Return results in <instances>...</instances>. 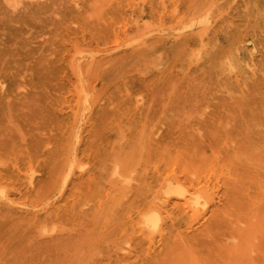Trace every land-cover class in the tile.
<instances>
[{"label": "rangeland", "instance_id": "374dc122", "mask_svg": "<svg viewBox=\"0 0 264 264\" xmlns=\"http://www.w3.org/2000/svg\"><path fill=\"white\" fill-rule=\"evenodd\" d=\"M231 1L0 2V262L264 264V0Z\"/></svg>", "mask_w": 264, "mask_h": 264}, {"label": "bare ground", "instance_id": "6f19581e", "mask_svg": "<svg viewBox=\"0 0 264 264\" xmlns=\"http://www.w3.org/2000/svg\"><path fill=\"white\" fill-rule=\"evenodd\" d=\"M230 1H231V0H230ZM234 1H235V0H234ZM238 1H239V0H238ZM245 1H246V0H245ZM249 1H250V0H248V3H249ZM252 1H253V0H252ZM259 1H260V0H259ZM0 2H2V0H1ZM226 2H228V1H226ZM231 2H232V1H231ZM254 2L256 3L257 1H254ZM3 3H5V2H3ZM14 3H16V1H15ZM224 3H225V0H224ZM234 3H235V2H234ZM238 3L240 4V2H238ZM251 3H252V2H251ZM1 4H2V3H1ZM239 4H238V5H239ZM253 4H254V3H253ZM257 4H258V2H257ZM257 4H256V7H255L254 10H257L256 8H259V7H260V6L257 7ZM260 4H262V2H261ZM3 5H4V4H3ZM225 5H227V4L225 3L224 6H225ZM238 5H237V7H238ZM249 5H250V4H249ZM1 6H2V5H0V7H1ZM240 6H241V5H240ZM240 6H239V8H240ZM244 6H246V5H244ZM253 6H255V4H254ZM225 8H226V6H225ZM233 8H234V7H233ZM242 8H243V7H242ZM246 8H247V7H246ZM249 8H250V7H249ZM249 8H248V9H249ZM253 8H254V7H253ZM253 8H251V9H253ZM205 10H206V9H205ZM231 10H232V9H231ZM244 10H246V9H244ZM249 10H250V9H249ZM260 10H261V9H260ZM260 10H259V11H260ZM246 11H247V10H246ZM251 11H252V10H251ZM257 11H258V10H257ZM257 11H256V12H257ZM254 12H255V11H254ZM262 12H264V11H262ZM228 13H229V12H228ZM246 13H248V11H247ZM246 13H244V14H246ZM259 13H261V12H259ZM239 14H240V13H239ZM241 14H242V13H241ZM241 14H240V15H241ZM244 14H243V15H244ZM248 14H249V13H248ZM248 14H247V17H248ZM251 14L253 15V13H251ZM254 14H255V13H254ZM27 15H28V14H27ZM256 15H257V13H256ZM260 15H261V14H260ZM0 16H1V15H0ZM18 16H19V15H18ZM261 16H262V15H261ZM16 17H17V16H16ZM21 17H23V16H21ZM21 17H20V18H21ZM25 17H26V16H25ZM25 17H24V18H25ZM233 17H234V16H233ZM239 17H240V18H241V17H244V18H245L246 16H239ZM257 17L259 18L258 15H257ZM11 18H12V17H11ZM27 18H28V17H27ZM27 18H26V19H27ZM252 18H253V16H252ZM258 18L256 19V17H255V21H256V22L258 21ZM241 19H242V18H241ZM9 20H10V19H9ZM13 20H14V19H13ZM16 20H20V19H19V18H16ZM16 20H15V21H16ZM22 20H23V19H22ZM191 20H192V19H191ZM229 20H230V19H229ZM20 21H21V20H20ZM240 21H241V20H240ZM242 21H243V19H242ZM245 21H247V20L245 19ZM250 21H251V20H250ZM253 21H254V20H253ZM251 22H252V21H251ZM259 22H260V21H259ZM261 23H263V22H261ZM257 24L259 25V23H257ZM257 24H256V25H257ZM146 25H149V24H146ZM243 25H244V23H243ZM245 25H247V23H246ZM239 26H242V25L239 24ZM239 26H238V27H239ZM252 26H253V25H252ZM254 26H255V24H254ZM261 26H262V24H261ZM262 27H263V26H262ZM226 29H227V28H226ZM233 29H234V28H233ZM240 29H241V28H240ZM240 29H239V30H240ZM253 29H254V28H253ZM253 29H252V30H253ZM197 30H198V29H197ZM242 30H243V28H242ZM245 30L247 31V29H245ZM245 30H243V31H245ZM252 30H251V31H252ZM204 31H205V30H204ZM230 31H231V29H230ZM243 31H240V32H242V34H243ZM246 31H245V32H246ZM257 31H258V30H257ZM225 32H227V30H225ZM232 32H233V31H232ZM234 32H235V34H236V32H239V31L236 30V31H234ZM240 32H239V33H240ZM259 32H260V31H259ZM261 32H262V31H261ZM263 32H264V31H263ZM229 33H230V32H229ZM229 33H228V34H229ZM253 33H254V32H253ZM224 34H225V33H224ZM232 34H233V33H232ZM235 34H233L234 37H235ZM256 34H257V33H256ZM258 34H259V33H258ZM261 34H262V33H261ZM247 35H250V34H247ZM251 35H252V34H251ZM251 35H250V36H251ZM225 36H226V35H225ZM223 37H224V36H223ZM227 37H228V36H227ZM240 37H241V34H240ZM255 37H256V36H255ZM259 37H260V35H259ZM263 37H264V36H263ZM263 37H262V38H263ZM229 38H230V37H229ZM229 38H228V39H229ZM236 38H239V36H238V37L236 36ZM243 38H244V37H243ZM260 38H261V37H260ZM260 38H259V39H260ZM226 39H227V38H226ZM226 39H225V40H226ZM232 39H233V38H232ZM232 39L230 38V41H231ZM255 39H256V38H255ZM263 39H264V38H263ZM234 40L237 41L236 39H234ZM240 40H242V39H240ZM257 40H258V39H257ZM238 41H239V40H238ZM254 41H255V40H254ZM222 42H223V41H222ZM232 42H234V41H232ZM242 42H243V41H242ZM260 42H261V41H260ZM230 43H231V42H230ZM230 43L228 42V44H230ZM262 43H263V40H262ZM222 44H223V43H222ZM224 44H227V43H224ZM236 44H237V42H235V46L228 45L227 47H228V48H230L229 46L234 47L233 49H234V51H235ZM242 44L244 45V43H242ZM242 44H240V45H242ZM233 45H234V43H233ZM247 45H248V44H247ZM249 45H250V44H249ZM258 45H259V43L257 44V46H258ZM263 45H264V43H263ZM237 46H239V44H238ZM222 47H224V45H222ZM242 47H243V46H242ZM225 48H226V47H225ZM225 48H223V49H225ZM237 48H238V47H237ZM263 48H264V47H263ZM263 48H262V49H263ZM79 49H80V48H79ZM231 49H232V48H231ZM238 49H239V48H238ZM242 49H243V48H242ZM244 49H245V48H244ZM247 49H248V48H247ZM262 49H261V51H262ZM228 50H229V49H228ZM228 50H227V51H228ZM258 50H259V49H258ZM78 51H79V50H78ZM243 51H244V50H243ZM247 51H248V50H247ZM261 51H260V52H261ZM225 52H226V50H225ZM225 52H223V54H224ZM230 52H232V50H231ZM227 53H229V52H227ZM233 53H234V52H233ZM235 53H236V52H235ZM235 53H234V54H235ZM248 53H249V52H248ZM223 54H221V55H223ZM237 54H238V53H236V55H237ZM241 54H242V53H241ZM244 54H245V53H244ZM262 54H263V53H262ZM225 55H226V54H225ZM231 55H232V53H231ZM223 56H224V55H223ZM223 56H222V57H223ZM245 56H246V55H245ZM262 56H263V55H262ZM262 56H261V57H262ZM236 57H237V56H236ZM258 57H259V56H258ZM226 58L228 59V57H226ZM233 58H234V57H233ZM254 58H255V57H254ZM262 58H263V57H262ZM222 59H223V58H222ZM229 59H230V58H229ZM260 59H261V58H260ZM249 60H250V59H249ZM255 60H256V59H255ZM257 60L259 61V63L262 61V59H261V61H260L259 58H258ZM228 61H229V60H228ZM250 62H251V61H250ZM255 62H257V61H255ZM232 64H234V63H232ZM232 64H231V65H232ZM75 65H76V63H75ZM222 65H223V64H222ZM222 65H221V66H222ZM252 65H253V64H252ZM262 65H263V64H262ZM263 66H264V65H263ZM222 67H223V66H222ZM222 67H221V68H222ZM230 67H231V66H230ZM239 67H240V66H239ZM259 67H260V65H259ZM224 68H225V67H224ZM232 69H233V68H232ZM234 69H235V68H234ZM256 69H257V68H256ZM245 70H246V69H245ZM246 78H247V77H246ZM230 81H231V80H230ZM232 82H233V81H232ZM226 84H227V83H226ZM231 84H232V83H231ZM224 85H225V84H224ZM229 87H230V86H229ZM229 87H228V89H229ZM20 88H22V87H20ZM225 89H226V88H225ZM79 90H80V89H79ZM87 92H88V91H87ZM45 119H46V118H45ZM47 119H48V118H47ZM101 128H102V127H100V129H101ZM70 129H71V127H70ZM73 130H74V129H73ZM96 130L98 131V129H96ZM77 131H78V130H77ZM97 131H95V132H93V133L96 135ZM99 131H100V130H99ZM69 132H70V131H69ZM75 132H76V131H75ZM64 133H65V131L63 132V134H64ZM66 133H67V131H66ZM70 133H72V132H70ZM70 133H67V134H70ZM78 133H79V132H78ZM102 133H103V132H102ZM98 134H99V133H98ZM60 136H62V135H60ZM97 136H100V135H97ZM60 138H61V137H60ZM60 138H59V139H60ZM74 138H75V137H74ZM78 138H79V136H78ZM80 138H81V137H80ZM97 138H98V137H97ZM99 138H100V137H99ZM111 138H113V137H111ZM111 138H110V139H111ZM63 139H64V138H62V140H63ZM79 140H80V139H79ZM101 140L103 141V139H101ZM101 140H100V141H101ZM75 141H76V140H75ZM59 142H60V141H58V145L61 144V143H59ZM55 143H56V142H55ZM77 143H79V142H77ZM99 143H100V142H98L97 144H99ZM74 144H75V143H74ZM74 144H73V145H74ZM101 144H102V142H101ZM49 145H50V144H49ZM56 145H57V143H56ZM75 145H76V144H75ZM88 145H89V144H88ZM67 146H68V145H67ZM69 146H70V145H69ZM98 146H99V145H98ZM30 147H31V146H30ZM47 147H48V146H47ZM64 147H66V146H64ZM72 147H74V146H72ZM88 147H89V146H88ZM118 147H119V146H118ZM31 148H32V147H31ZM66 148H67V147H66ZM41 149H42V148H41ZM52 149H53V150L56 149L55 146H53ZM66 150H67V149H66ZM117 151H118V150H117ZM31 152H32V151H31ZM52 152H53V151H52ZM52 152H50V155H53V154H51ZM55 152H56V151H55ZM33 153H34V152H33ZM62 153H63V152H62ZM54 154H55V153H54ZM33 155H34V154H33ZM35 155H36V154H35ZM50 155H49V156H50ZM59 155H60V154H59ZM59 155H58V156H59ZM36 156H37V155H36ZM36 156H35V157H36ZM49 156H48V157H49ZM60 156H61V155H60ZM52 157H53V156H52ZM52 157H51V159L53 160ZM99 157H100V156H99ZM49 158H50V157H49ZM59 159H60V158H59ZM63 159H65V158H63ZM41 160H42V159H40V161H41ZM52 160H51V161H52ZM67 160H69V159H67ZM47 161H48V160H47ZM53 161H54V160H53ZM61 161H62V159H61ZM41 162H42V161H41ZM48 162H50V161H48ZM64 162H65V160H64ZM67 162H69V161H67ZM70 162H71V161H70ZM70 162L68 163V164H69V169L72 167V166H70ZM108 162H109V161H108ZM114 162H115V159H114ZM114 162H113V163H114ZM46 163H47V162H46ZM46 163H45V165H46ZM78 163H79V162H78ZM106 163H107V162H106ZM109 163H110V162H109ZM109 163H108L107 165H109ZM115 163H117V162H115ZM38 164H39V163H38ZM51 164H53V162H52ZM60 164H61V163H60ZM83 164H84V163H83ZM86 164H87V163H86ZM45 165H44V166H45ZM48 165H49V163H48ZM58 165H59V164H58ZM98 165H100V161H99V164H97V166H98ZM116 165H117V164H116ZM102 166H103V164H102ZM49 167H50V166H49ZM63 167H64V166H63ZM30 168H31V167H30ZM43 168H44V167H43ZM46 168H47V165H46ZM46 168H45V169H46ZM95 168H96V167H95ZM97 168H98V167H97ZM97 168H96V169H97ZM117 168H118V167H117ZM117 168H116V169H117ZM50 169H53V168H50ZM56 169H57V168H56ZM58 169H59V168H58ZM62 169H63V168H62ZM65 169H66V168H65ZM98 169H99V168H98ZM109 169H110V168H109ZM116 169H114V170H116ZM43 170H44V169H43ZM54 170H55V168H54ZM67 170H68V169H67ZM70 170H71V169H70ZM45 171H46V170H45ZM50 171H51V170H50ZM62 171H63V170H62ZM109 171H110V170H109ZM112 171H113V170H112ZM123 171H124V170H123ZM59 172H60V171H59ZM67 172L70 173V171H67ZM103 172H105V171H103ZM113 172H114V171H113ZM115 172H116V171H115ZM47 174H48V173H47ZM52 174H53V172H52ZM54 174H55V172H54ZM57 175H60V174H57ZM47 176H48V175H47ZM55 176H56V175H55ZM61 176H63V175H61ZM44 177H45V176H44ZM44 177H41V178H43L42 180H44V181H45L46 178H49V177H46V178L44 179ZM56 177H59V176H56ZM41 178H40V179H41ZM53 178H54V177H52V179H53ZM128 178H129V177H128ZM52 179H51V181H52ZM57 179H58V178H57ZM59 179H60V178H59ZM124 179H125V178H124ZM32 180H33V179H32ZM42 180H39V181H40L39 183H41ZM64 180H65V179H64ZM55 181H56V179H55ZM45 182H47V181H45ZM57 182H58V181H57ZM65 182H66V180H65ZM78 183H79V182H78ZM127 183H128V182H127ZM41 184H44V183L42 182ZM45 184H46V183H45ZM49 184H52V183L49 182ZM57 184H58V183H57ZM83 185H84V183H83ZM122 185H123V184H122ZM0 186H2V185H0ZM45 186H46V185H45ZM47 186H48V185H47ZM47 186H46V187H47ZM52 186H53V185H52ZM52 186H51V187H52ZM57 186H58V185H57ZM3 187H4V185L2 186V188H3ZM46 187L43 186V189H44V188H45V190L48 189V188H46ZM83 187H84V186H83ZM37 188H38V187H37ZM41 188H42V187H41ZM52 188H53V189H52ZM52 188H51V189L54 190V188H56V186H55V187H52ZM95 188H96V187H95ZM29 189H30V187H29ZM38 189H39V188H38ZM4 190H5V188H4ZM36 190H37V189H35V191H36ZM52 190H51V191H52ZM38 191H39V190H38ZM38 191H37V192H38ZM47 191H50V188H49V190H47ZM47 191H46V192H47ZM4 192H5V191H4ZM37 192H36V193H37ZM32 193H33V192H32ZM43 193H44V190H43ZM47 193H49V192H47ZM192 193H194V192H192ZM0 194H1V193H0ZM3 194H4V193H3ZM45 194H46V193H45ZM50 194H52V192H51ZM4 195H5V194H4ZM34 195H36L35 192H34ZM41 195H42V192H41ZM43 195H44V194H43ZM87 195H88V194H87ZM91 195H92V194H91ZM199 195H200V194H199ZM204 195H205V194H204ZM92 196H93V195H92ZM94 196H95V195H94ZM94 196H93V197H94ZM0 197H1V196H0ZM36 197H37V195H36ZM39 197H40V196H39ZM42 197H43V196H42ZM42 197H41V198H42ZM44 197H45V196H44ZM44 197H43V198H44ZM89 197L91 198V196H89ZM192 197H194V196H192ZM200 197H201V196H200ZM200 197H199V199H200ZM6 198H7V197H6ZM8 198H9V197H8ZM45 198H46V197H45ZM194 198H195V197H194ZM31 199H32V198H31ZM92 199H93V198H92ZM117 199H118V198H117ZM197 199H198V198H197ZM197 199H196V200H197ZM40 200H41V199H40ZM51 200H52V199H51ZM94 200H95V199H94ZM96 200H97V199H96ZM200 200H201V199H200ZM1 201H2V200H1ZM36 201H38V197H37V200H36ZM114 201H115V200H114ZM33 202H35V200H33ZM44 202H45V201H44ZM81 202H82V201H81ZM93 202H94V201H93ZM111 202H112V199H111ZM111 202H110V203H111ZM152 202H153V201H152ZM29 203H30V202H29ZM35 203H36V202H35ZM35 203H34V204H35ZM39 203H40V202H39ZM202 203H203V202H202ZM1 204H2V203H1ZM10 204H11V203H10ZM31 204H32V203H31ZM41 204H42V203H41ZM82 204H83V203H82ZM116 204H117V203H116ZM154 204H156V203H154ZM200 204H201V203H200ZM204 204H205V203H204ZM2 205H3V204H2ZM11 205H12V204H11ZM11 205H10V207L13 206V205H12V206H11ZM43 205H44V204H43ZM77 205H78V204H77ZM7 206H9V205H7ZM7 206H6V208H8ZM26 206H27V205H26ZM33 206H34V205H33ZM44 206H46V205H44ZM53 206H54V205H53ZM81 206H82V205H81ZM85 206H86V205H85ZM90 206H91V205H90ZM92 206H93V205H92ZM92 206H91V207H92ZM1 207H2V206H1ZM88 207H89V206H88ZM111 207H113V206L111 205ZM152 207H153V206H152ZM158 207H159V206H158ZM14 208H15V207H14ZM16 208H17V207H16ZM148 208H149V207H148ZM156 208H157V207H156ZM8 209H9V208H8ZM11 209H12V208H11ZM77 209H78V207H77ZM160 209H161V208H160ZM14 210H16V209H14ZM78 210H80V208H79ZM148 210H149V209H148ZM150 210H151V209H150ZM150 210H149V211H150ZM4 211H5V210H4ZM160 211H161V210H160ZM78 212H79V211H78ZM78 212H77V213H78ZM81 212H82V211H81ZM86 212H88V210H86ZM110 213H111V212H110ZM3 214H4V213H3ZM147 214H148V213H147ZM5 215H6V213H5ZM143 215H144V214H143ZM145 216H146V215H145ZM5 217H7V216H5ZM5 217H3V219H4ZM8 217H9V216H8ZM143 217H144V216H143ZM0 218H1V220H0V222H1V221H2V217H0ZM160 218H161V217H160ZM18 220H19V219L17 218V221H18ZM158 220H160V219H159V218H156L154 215H153V216L148 215L145 221H146L147 223L153 225V226H157V225H158V222H159ZM12 221H13V220H11V222H12ZM14 222H15V220H14ZM14 222H13V223H14ZM143 222H144V221H143ZM2 223H4V222H1V225H2ZM13 223H12V225H13ZM21 223H22V222H21ZM23 223H24V222H23ZM138 223H139V222H138ZM147 223H146V224H147ZM8 224H9V223H8ZM10 224H11V223H10ZM143 224H144V223H143ZM146 224H145V225H146ZM44 225H46V224L44 223L43 226H44ZM51 225H52V224H51ZM3 226H4V225H3ZM8 226H9V225H8ZM8 226H7V227H8ZM41 226H42V225H41ZM146 226H148V224H147ZM5 227H6V224H5L4 228H5ZM9 227L12 228V230L15 228L14 225H13L14 228H13L11 225H10ZM50 227L52 228L53 226H50ZM158 227H159V226H158ZM10 228H8V229H10ZM78 228H79V227H78ZM0 229H1V227H0ZM83 229H84V228H83ZM154 229H155V228H154ZM2 230H3V229H2ZM10 230H11V229H10ZM10 230H9V231H10ZM40 230H42V229H40ZM86 230H87V229H86ZM86 230H85V231H86ZM150 230H151V228H150ZM155 230H156V229H155ZM0 231H1V230H0ZM7 231H8V230H7ZM52 231H53V230H52ZM85 231H84V232H85ZM1 232H2V231H1ZM4 232H5V230H4ZM155 233H156V232H155ZM7 234H8V232H7ZM10 234H11V231H10V233H9L8 235H10ZM150 234H151V233H150ZM42 235H43V234H42ZM164 247H165V246H164ZM0 252H1V251H0ZM157 253H158V252H157ZM162 253H163V252H162ZM1 254H2V253H1ZM159 254H160V253H159ZM2 256H3V254H2ZM2 256H0V257H2ZM159 257H160V256H158V258H159ZM162 257H164V256H162ZM160 258H161V257H160ZM160 258H159L158 260H160ZM153 259L156 260V257L153 258ZM163 259H165V257H164ZM2 260H4V258H2ZM152 261H153L152 259H151L150 262H149V260H148L149 264H154ZM164 261H165V260H164ZM164 261H163V262H164ZM1 262H2V261H1ZM1 262H0V264H1ZM151 262H152V263H151ZM159 262H161V261H159ZM2 263H3V262H2ZM7 263H9V262H6V264H7ZM155 263H157V262H155ZM3 264H5V263H3Z\"/></svg>", "mask_w": 264, "mask_h": 264}]
</instances>
